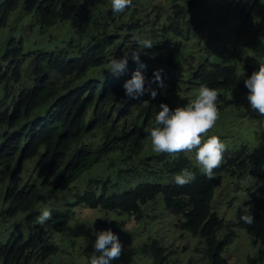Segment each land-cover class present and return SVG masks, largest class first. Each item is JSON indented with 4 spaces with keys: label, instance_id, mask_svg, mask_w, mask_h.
<instances>
[{
    "label": "trees",
    "instance_id": "obj_1",
    "mask_svg": "<svg viewBox=\"0 0 264 264\" xmlns=\"http://www.w3.org/2000/svg\"><path fill=\"white\" fill-rule=\"evenodd\" d=\"M20 1L0 0V28ZM22 12L58 37V27L65 25L70 39L53 52L24 53L23 42L11 37L0 57V213L5 223L19 222L0 241V264H46L58 256L59 243H72L73 236L91 256L96 232L110 225L118 233L126 221L149 218L144 207L151 204L169 214L168 221L176 218L173 229L202 240L205 264H230L224 250L236 229L252 241L246 264L262 261L264 134L258 141L251 132L239 139L226 134L224 160L211 180L195 165L194 153L169 156L151 147L145 158L141 153L144 129L155 125L159 104L185 106L201 85L219 93L218 129L229 132L246 114L240 107H248L244 79L264 64V0H133L123 14L112 12L110 0H24ZM135 35L153 44L139 49L149 60L140 71L152 78L163 70L164 87L151 85L155 99L147 92L138 99L125 96L123 84L138 65L97 80L96 72L113 57L138 47ZM89 70L93 74L79 84ZM42 105L44 111L33 116ZM184 168L196 178L180 187L174 176ZM223 177L235 185L248 180L227 223L213 209ZM49 202L51 220L36 224ZM77 207L102 213L103 219L81 228ZM242 215L253 216V223H244ZM163 239L143 238L135 254L148 264H168L173 253Z\"/></svg>",
    "mask_w": 264,
    "mask_h": 264
},
{
    "label": "rangeland",
    "instance_id": "obj_2",
    "mask_svg": "<svg viewBox=\"0 0 264 264\" xmlns=\"http://www.w3.org/2000/svg\"><path fill=\"white\" fill-rule=\"evenodd\" d=\"M160 5L161 3L159 2L157 6L160 7ZM23 6L24 0H21L17 9L13 11L9 16L6 26L0 28V57L5 50L6 41L11 37L23 42L24 53L38 51L53 52L56 50V47H61L64 43L69 41L70 35L67 29L63 28L65 25H60L58 27L62 31H59L58 33L60 37L54 34V29H40L34 24L35 22L32 20V18L26 16L22 12ZM150 12L152 15H157L156 10H151ZM254 30L255 27H253V32ZM140 59L145 65L149 63V60L145 58L140 57ZM25 64L28 65L29 61L26 60ZM135 66L137 65L130 60L128 64V70L133 69ZM96 73V76H100L97 78V80L101 83L112 76L109 73L107 67L100 69ZM92 74L93 70H89L87 75L80 80L79 84L86 81ZM45 107L46 105L40 106L39 109L35 110L33 116L38 114L40 111L43 112ZM240 107L244 112H246V114L240 115L238 122L232 123L229 131L230 133L225 129H218L219 126L217 124L222 119L220 118L217 121L216 126L208 133V135H218L221 139H223L226 134H229L234 136L236 139H239L245 137L246 134H250L251 132L252 134H254L253 141L262 140V136L260 135L264 134V126L256 123V121L259 120V116H254L253 112H251V110H249L246 105H241ZM145 135V146L141 153V157L144 158L148 154H151V152H153H147V150L151 147V143L150 139H148V133H145ZM206 138L207 137H205V139ZM31 167L32 162H27L25 164V173L28 174ZM245 182H248V180H235V183H238V185H235L230 178L223 177L221 184L215 191V202L213 205V209L217 211L219 216L223 218L226 223L234 217V212L238 208V201H241L243 198L241 192L245 188ZM233 198L236 202L230 201V199L232 200ZM151 206L154 207L153 204H151ZM153 207H148V205L144 207L147 208L146 210H144V213H150L147 214L150 215L149 218L144 217L141 222L137 223L134 222L133 219L131 220V222L126 221L125 224L121 225L118 228V233L115 232L124 248L120 259L111 261V264H148L146 259L141 258V256L135 253L136 247L139 242L142 241L143 238H147L149 235L164 237V244L166 243V241L169 242L170 245L168 247V250L172 251L173 254L172 256H169L168 264H205L202 259L200 247V245H202V240L199 237L191 236L187 232L173 229V226H176L177 224L175 222L176 218L171 217L172 222L168 221L167 217L170 216L169 214H166L163 211L160 212ZM162 208L163 207L160 204L158 206V209L162 210ZM75 216L79 222L83 223L81 225V228L87 225H99V221L103 219L102 213H99L97 211H90L86 208L80 207H77L75 209ZM2 218L3 217L0 213V241L3 242L4 238L8 236V234H10L12 229L15 231L14 226L19 222L17 221L13 225L11 220H9V223H5L4 219ZM119 218L125 219V217ZM87 219H89L90 221L87 222ZM107 223H109V221H107ZM114 226L115 225H113V227ZM108 229H111L110 225L105 227V230ZM22 230L23 228L21 229V231ZM73 237L74 241L72 243H69L68 241L66 243L60 242L58 256L55 259L52 257V260H48L46 264H88L90 256H87L85 254V250L83 248L84 243L82 244L81 242L77 241V237ZM252 251L253 248L250 237L243 231L236 229L235 237L233 238L230 245L227 246L224 250V257L227 258L230 264H246L247 254H250ZM254 256L255 255H253L251 259H254ZM256 264H264V259L262 261L259 259V262L256 261Z\"/></svg>",
    "mask_w": 264,
    "mask_h": 264
},
{
    "label": "clouds",
    "instance_id": "obj_3",
    "mask_svg": "<svg viewBox=\"0 0 264 264\" xmlns=\"http://www.w3.org/2000/svg\"><path fill=\"white\" fill-rule=\"evenodd\" d=\"M132 4L133 0H111V10L114 14H123ZM133 40L138 47L125 52L118 59H111L107 69L111 75L118 77L127 71L131 60L138 68L132 73L131 79L123 84L125 96L138 99L147 92L155 99L157 92L151 85L156 83L158 87H164L161 75L163 70H156L152 78H147L140 71L146 65L140 59L144 52L139 49H152V41L143 39L140 35L133 36ZM244 86L248 90V109L261 117L256 123L264 126V64H260L258 71H253L249 78L244 79ZM197 91L195 98L185 106L172 109L165 103L159 104V111L154 118L155 125L145 128L144 131L148 133L151 149L155 153L169 156L194 153L195 165L211 180L215 170L221 167L226 151V145L218 135H208L220 119V109L217 106L219 93L206 85H201ZM195 178L193 171L184 168L174 176V183L183 187L192 183ZM51 218L49 202L41 209L35 223L43 226ZM240 219L246 224H252L254 220L251 215H242ZM123 248L119 237L111 229L96 232L88 264H111V261L120 259Z\"/></svg>",
    "mask_w": 264,
    "mask_h": 264
}]
</instances>
